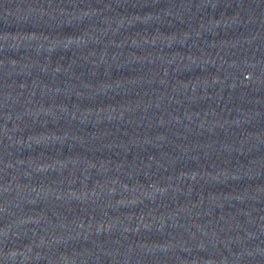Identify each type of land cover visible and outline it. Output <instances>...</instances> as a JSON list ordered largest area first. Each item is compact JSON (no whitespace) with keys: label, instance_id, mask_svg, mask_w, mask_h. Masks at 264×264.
<instances>
[{"label":"water","instance_id":"95a60500","mask_svg":"<svg viewBox=\"0 0 264 264\" xmlns=\"http://www.w3.org/2000/svg\"><path fill=\"white\" fill-rule=\"evenodd\" d=\"M0 264H264V0H0Z\"/></svg>","mask_w":264,"mask_h":264}]
</instances>
